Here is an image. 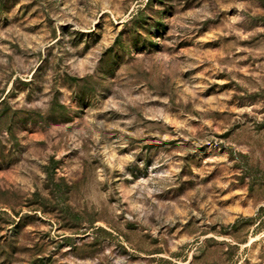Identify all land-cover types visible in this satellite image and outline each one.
<instances>
[{
    "label": "rangeland",
    "instance_id": "1",
    "mask_svg": "<svg viewBox=\"0 0 264 264\" xmlns=\"http://www.w3.org/2000/svg\"><path fill=\"white\" fill-rule=\"evenodd\" d=\"M0 264H264V0H0Z\"/></svg>",
    "mask_w": 264,
    "mask_h": 264
},
{
    "label": "trees",
    "instance_id": "2",
    "mask_svg": "<svg viewBox=\"0 0 264 264\" xmlns=\"http://www.w3.org/2000/svg\"><path fill=\"white\" fill-rule=\"evenodd\" d=\"M2 103H3V101L0 102V104H2ZM263 211H264L263 208H261V209L259 210V212H263Z\"/></svg>",
    "mask_w": 264,
    "mask_h": 264
}]
</instances>
